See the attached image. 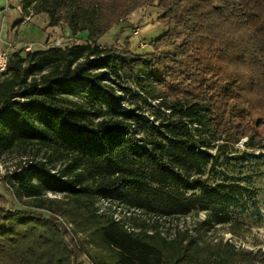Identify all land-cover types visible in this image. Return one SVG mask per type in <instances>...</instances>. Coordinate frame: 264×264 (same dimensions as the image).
I'll use <instances>...</instances> for the list:
<instances>
[{
    "label": "trees",
    "instance_id": "1",
    "mask_svg": "<svg viewBox=\"0 0 264 264\" xmlns=\"http://www.w3.org/2000/svg\"><path fill=\"white\" fill-rule=\"evenodd\" d=\"M151 6L167 30L150 42L152 52L135 54L129 38L120 45L125 27L116 44H98L119 21ZM21 9L24 17L47 15L48 27H68L74 37L87 32L88 40L18 54L0 81V152L37 143L65 163L58 173L38 162L5 177L3 189L29 208L0 196V264H264L262 250L188 230L168 239L158 223L206 211L212 216L201 223L205 231L228 225L237 235L244 223L230 222L226 209L257 204V189L210 184L201 175L244 139L249 150H264V0H21ZM229 25L249 39L222 42ZM242 64L254 65L257 77L238 76L232 69ZM109 76L132 80L145 99L169 111L151 127L155 136L139 137L145 121L121 108L105 83ZM64 95H87L101 108L93 117L85 105L64 103ZM112 198L157 223L129 226L100 213L98 202ZM61 219L98 241L90 245L109 258L93 262Z\"/></svg>",
    "mask_w": 264,
    "mask_h": 264
},
{
    "label": "rangeland",
    "instance_id": "2",
    "mask_svg": "<svg viewBox=\"0 0 264 264\" xmlns=\"http://www.w3.org/2000/svg\"><path fill=\"white\" fill-rule=\"evenodd\" d=\"M11 11L12 25L18 29L16 37L18 45L21 47L17 53H10L11 58H15L20 54L26 56L28 52L45 51L50 48H66L76 43H84L87 38V33L81 32L78 37L73 35H66L70 31L68 27L48 29L47 25H43L46 15H41L34 20V22H24L21 25L15 22L17 17L15 9ZM160 13L155 6L139 8L124 20L119 21L114 28L104 37H102L98 44L105 48L107 46L116 44L117 32L125 27V34L119 38V44L129 38L132 44V51L135 54H144L152 52L149 45L150 42L166 33L164 28L158 21ZM27 23V24H26ZM47 38V40H46ZM31 44V49L26 51L24 44ZM118 44V45H119ZM33 45V46H32ZM112 78L109 76L105 82L111 87V90L119 96V104L123 109H135L145 121V124L137 126L139 137L155 136L156 132L151 129L153 125H157L164 115L169 114V111L159 106L158 102L145 99L143 93H139V89L132 80L110 81ZM123 88H131L133 92L124 91ZM136 94H142L139 98ZM63 102L66 104H80L91 108L92 116L95 117L97 109L101 106L97 105L95 100L87 95L73 96L64 95ZM146 100V101H145ZM148 102V103H146ZM90 110V109H89ZM103 111L107 112V108ZM246 139L236 144L233 149L228 150L227 154L215 160L213 168L211 163L203 169L202 179L207 180L210 184L218 182H238L244 186L257 189L259 191L256 197V206L249 205L246 208H238L233 205L229 206L225 213L231 219L230 222H242L244 228L238 230V234H231L228 231V225H215V228L210 232L205 231L201 223L208 220L212 215L206 211H194L190 215L181 218L161 219L157 220L153 216H149L141 211L129 210L128 208L120 205L116 199L100 200L98 207L101 212H109L114 214L117 220L125 219L129 226H135L136 223L145 222L149 226L159 223V231L168 239H173L176 232L188 230L195 235H198L205 241L220 240L225 242H233L238 248L245 250H262L264 251V150L255 149L249 150L245 147ZM222 142L212 143L210 152L215 155L217 144ZM243 152H248L243 154ZM58 156L52 153L49 149L37 143L21 144L12 149L0 152V196L7 198L15 207L20 210H27L29 207L24 206L23 202L15 201V199L3 189V182L5 177L12 172L22 171L29 172V168L38 162H45L46 167L52 173L63 171L65 163L57 160ZM65 171V170H64ZM194 175V173H192ZM47 198L64 199L65 195L53 192H44ZM120 206V207H118ZM47 214V213H45ZM69 222L67 219H64ZM214 221L215 218L212 217ZM62 222V221H61ZM66 226V224L63 222ZM230 224V223H229ZM75 234L78 244H82L89 249L92 254L90 257L93 262L100 260L102 257L109 258V253L104 248H98L90 244H97L98 241H90L88 234H83L77 231L76 227L72 225L71 228ZM77 231V233H76ZM99 244V243H98Z\"/></svg>",
    "mask_w": 264,
    "mask_h": 264
},
{
    "label": "crops",
    "instance_id": "3",
    "mask_svg": "<svg viewBox=\"0 0 264 264\" xmlns=\"http://www.w3.org/2000/svg\"><path fill=\"white\" fill-rule=\"evenodd\" d=\"M9 9H15L17 17L15 18L16 25L19 22H22L21 25H25L24 17L22 15V9H21V0H0V47L3 49L12 52V53H17L18 50L21 49V47L18 45V39L16 37V33L18 32V29L16 27H13L14 24L12 25V17H11V11ZM45 15V14H42ZM41 15L38 16H33L31 22H34L36 18H38ZM47 16V15H46ZM43 20V25L48 26V18H44ZM27 24V23H26ZM52 28L58 29V27H48L46 31L49 29L51 30ZM87 33V32H85ZM66 35H71V31L66 32ZM76 37H80L77 35ZM47 40V38H46ZM88 40V33H87V38L84 41ZM31 44H24L23 47H28ZM33 46V45H32Z\"/></svg>",
    "mask_w": 264,
    "mask_h": 264
},
{
    "label": "clouds",
    "instance_id": "4",
    "mask_svg": "<svg viewBox=\"0 0 264 264\" xmlns=\"http://www.w3.org/2000/svg\"><path fill=\"white\" fill-rule=\"evenodd\" d=\"M220 39L225 44L239 41H247L249 39L248 33L235 31L230 25L226 26L220 33ZM238 76L245 78L248 81L255 79L258 71L254 65L242 64L239 67L232 69Z\"/></svg>",
    "mask_w": 264,
    "mask_h": 264
},
{
    "label": "built area",
    "instance_id": "5",
    "mask_svg": "<svg viewBox=\"0 0 264 264\" xmlns=\"http://www.w3.org/2000/svg\"><path fill=\"white\" fill-rule=\"evenodd\" d=\"M32 17H33V13L31 12L29 16L24 18V22L30 21ZM25 49L26 51H29L31 49V46H28ZM10 58H11L10 53L7 50L0 47V81H2L7 76ZM101 200H104V199H101ZM61 221L63 222L62 219ZM66 226L69 230H71L72 225L66 224Z\"/></svg>",
    "mask_w": 264,
    "mask_h": 264
}]
</instances>
